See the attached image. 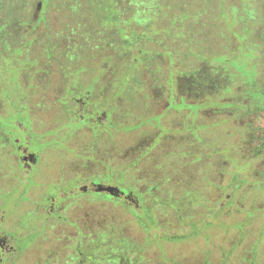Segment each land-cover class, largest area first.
I'll return each mask as SVG.
<instances>
[{
	"label": "rangeland",
	"instance_id": "1",
	"mask_svg": "<svg viewBox=\"0 0 264 264\" xmlns=\"http://www.w3.org/2000/svg\"><path fill=\"white\" fill-rule=\"evenodd\" d=\"M41 1L0 0V133L27 119L11 107L31 111L28 144L45 163L40 181L12 178L0 135L12 264H264V0H114L116 19L110 0H49V21ZM91 78L113 126L64 139L62 104ZM69 162L100 175L109 163L147 213L84 199L77 214L97 207L95 224L75 228L68 211L47 231L32 201Z\"/></svg>",
	"mask_w": 264,
	"mask_h": 264
},
{
	"label": "flooded vegetation",
	"instance_id": "2",
	"mask_svg": "<svg viewBox=\"0 0 264 264\" xmlns=\"http://www.w3.org/2000/svg\"><path fill=\"white\" fill-rule=\"evenodd\" d=\"M48 1L49 0H42L40 4V11L45 5L46 21H49L47 8L50 5ZM110 3L112 4V7L108 11L109 16L112 19H116L118 8L115 6L114 0H110ZM36 15L38 14H33L31 16L34 21L36 19ZM97 71H99V69H97ZM95 74L98 75V72ZM92 78L90 80L92 83L90 91L77 94L75 87L73 89L70 88L72 94L68 95L65 100L68 104H62L64 106V112L67 115L71 117L74 114L72 116L73 120L70 119L69 121L64 122L59 128L63 132L65 125L69 124L73 127L70 134L63 132L64 139L67 135H71L77 131L82 124H86L87 128L90 129L94 136L97 135V137L99 136L100 131L109 133V130L113 126L111 113L115 108H112V102L109 100L106 101L105 97L96 98L93 95V89L96 84L92 82ZM90 81H84L83 83L88 84ZM10 101L11 99H8L9 104ZM11 106H13L12 102ZM11 108L17 116H26L27 119L22 121L17 119L13 120L11 122V129L7 132H5L4 129H1L3 133H0V135L4 134L9 142L12 143L10 147L7 146L6 148L10 149V154L14 157L13 161L2 160L3 162H7L9 168L11 167L10 164H14L18 168L16 173H12V178L13 175H15L14 177H18L21 181H40L38 177L41 174L40 167L45 164L43 162L44 157L41 152L32 150L28 144L31 139V135L29 134L33 133L32 125L34 124V121L31 115L32 113L31 111H28L25 114L22 111V108ZM78 114L79 118H77ZM0 117L7 118V116H4L1 111ZM63 137L60 138L63 139ZM92 145H96L95 140ZM0 149H2V146H0ZM0 156L2 157V155ZM91 157L93 158L92 155ZM59 163L61 162H58V164ZM68 164L70 170L66 175L63 177H54L52 180L50 179V185L55 186L54 193L48 194L47 190L42 187L37 190L36 194H38V197L41 195L43 200H40L37 197L36 201H32V211L34 214L41 216V222L44 225V229H47V231L51 228L53 221L68 220L66 217L68 211L76 216L75 222H73V219L69 222V224L75 228L80 227V223L85 225L89 223L95 224L97 221L96 218L99 214L97 207H95V210L92 209L91 211H88V213L86 212V217H84V212L77 214V211H82L81 209L84 199L93 202L95 200L104 199L114 205L119 203L122 204L124 208H128L130 210L141 209L144 213H147L143 206L140 205V197L128 184V179L125 178V176H117L114 174L109 163L103 165L107 170L106 175H100L99 171L94 169V167H96L95 165L92 166V171L87 172L83 170L82 162H69ZM10 180L14 181V179ZM63 186L68 187V189L62 190ZM31 188H33V186ZM33 189L36 190L37 188ZM5 220L6 218L0 217V264H12L16 258L18 259V255L21 253L18 252L19 250H17L13 244V233L11 230H14L15 228H9L11 230H8L7 227L4 225L2 226V223H4ZM123 261L124 262L122 264H135V261L131 258H125Z\"/></svg>",
	"mask_w": 264,
	"mask_h": 264
},
{
	"label": "trees",
	"instance_id": "3",
	"mask_svg": "<svg viewBox=\"0 0 264 264\" xmlns=\"http://www.w3.org/2000/svg\"><path fill=\"white\" fill-rule=\"evenodd\" d=\"M106 3V2H105ZM106 5H107V7H109V5L106 3ZM8 19H10V20H8ZM11 23V24H10ZM12 23H14V20H12L10 17H7V19L5 20V22H4V29H5V31L8 33V30L6 29V27L8 26V25H13ZM11 26H9L8 28H12ZM9 36V35H8ZM8 46H13V44H9ZM263 54V53H262ZM263 61H264V57H263ZM255 81V80H254ZM253 86H259V87H261L259 84H254ZM262 88V87H261ZM1 118V117H0ZM3 119H5L6 117H2ZM15 131V130H14Z\"/></svg>",
	"mask_w": 264,
	"mask_h": 264
}]
</instances>
